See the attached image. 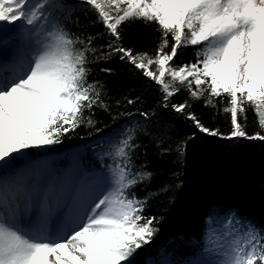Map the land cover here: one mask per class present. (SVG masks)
Instances as JSON below:
<instances>
[{"label":"snow or ice","instance_id":"1","mask_svg":"<svg viewBox=\"0 0 264 264\" xmlns=\"http://www.w3.org/2000/svg\"><path fill=\"white\" fill-rule=\"evenodd\" d=\"M137 20L156 26L154 54L125 47L123 27ZM187 46H197L195 62L176 65ZM115 59L154 82L161 106L190 121L193 134L164 148V127L117 125L101 142L103 170L78 189L31 153L96 126L95 110L109 106L92 65ZM182 90L206 108L220 98L228 133L189 112L188 101L171 103ZM249 110L260 129L251 135ZM148 136L178 161L200 136L264 142V0H0V264H146L154 249L148 264H264V221L232 207L209 204L199 232L178 229L154 243L159 221L134 191L153 177L136 163Z\"/></svg>","mask_w":264,"mask_h":264},{"label":"trees","instance_id":"2","mask_svg":"<svg viewBox=\"0 0 264 264\" xmlns=\"http://www.w3.org/2000/svg\"><path fill=\"white\" fill-rule=\"evenodd\" d=\"M72 19L75 20L76 16ZM80 21L88 23L83 13L80 14ZM88 34L94 35L95 29H91ZM158 35L155 25H145L139 20L123 27L124 45L135 51L154 54ZM196 52L197 46L181 48L176 65L195 62ZM104 67L112 68L113 73L109 75L100 71ZM92 68L91 79H99L104 83V99L109 106L108 111L96 109L92 115L95 127L81 126L64 136L61 144L45 149L57 154V158L53 159L54 166L67 167L69 159L65 155L66 151L76 149L82 168H103L98 159L104 148L101 142L112 134L110 129H117V125L122 128L126 123L134 125L139 121L141 127L145 128L164 127L168 131L162 146L164 148L174 149L178 141L186 140L193 134L191 122L173 112L170 107L163 108L158 86L131 65L115 59L110 62L100 61L93 64ZM136 97L139 100L135 106L127 105V98ZM183 101H188L191 105L188 111L195 113L202 122L219 128L222 133H228L230 123L223 112L225 105L220 103V98H216L217 108H206L203 100H192L185 90L171 99V103ZM129 110L132 116L127 115ZM138 110L149 114L155 112L156 116H150L146 121L139 116ZM247 115L246 131L250 135L260 131L251 110ZM240 119L244 123L243 117ZM139 144L136 163L146 164L153 177L138 185L134 191L138 198H148L144 215L159 221L156 227L160 232L154 240L155 244L161 243L178 229L199 232L202 210L209 204L236 208L243 216L264 221V142L200 136L189 144L186 158L179 161L174 152L162 155L161 145L154 140V136L142 138ZM165 185L167 190H164ZM156 255L157 250L154 249L150 258Z\"/></svg>","mask_w":264,"mask_h":264},{"label":"rangeland","instance_id":"3","mask_svg":"<svg viewBox=\"0 0 264 264\" xmlns=\"http://www.w3.org/2000/svg\"><path fill=\"white\" fill-rule=\"evenodd\" d=\"M47 148L34 149L32 155L35 158L39 159V160H42V161H45V162L49 161L48 160V154L46 153V152H49V151H47V150L45 151V149H47ZM49 170L52 172L54 179H56V177H58V175L61 174L60 176L63 179L65 178L67 183H69V180L73 179V177L74 178L78 177V181L76 183L78 189H79V186L81 184H84L85 181L86 182H90V180L92 179V176H93L94 173L100 171V170H97V171H91V172H88V173L87 172H81L79 170L78 164L77 163L75 164L74 153H72V152L70 153V157H69V167L66 170L57 169L55 171L52 166H50ZM150 260H147V261H150Z\"/></svg>","mask_w":264,"mask_h":264},{"label":"bare ground","instance_id":"4","mask_svg":"<svg viewBox=\"0 0 264 264\" xmlns=\"http://www.w3.org/2000/svg\"><path fill=\"white\" fill-rule=\"evenodd\" d=\"M46 164H47V166H48V168H49V164H48V163H46ZM56 178H58V179H60V180H62V181H64V182H66V179H65V178L63 179L61 176H58V177H56ZM77 181H78V177H77V178H74V177H73V179H70V180H69V183H68V184H69L70 186H74V187L77 188V184H76ZM88 183H89V182H86V181H85L84 184H81V185L79 186V188H81L82 186H86Z\"/></svg>","mask_w":264,"mask_h":264}]
</instances>
